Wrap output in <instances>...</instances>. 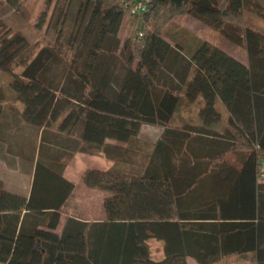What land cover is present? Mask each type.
Returning a JSON list of instances; mask_svg holds the SVG:
<instances>
[{
  "label": "trees",
  "instance_id": "16d2710c",
  "mask_svg": "<svg viewBox=\"0 0 264 264\" xmlns=\"http://www.w3.org/2000/svg\"><path fill=\"white\" fill-rule=\"evenodd\" d=\"M21 1L6 6L18 10ZM76 1L74 30L65 37L59 28L41 47L0 20V71L10 74L32 135L8 144L31 166V181L28 195L0 181V263L187 264L191 254L213 264L238 253L264 264V31L243 21L244 0H150L142 13H131L129 0ZM185 14L242 39L247 62L206 40L191 53L171 44L162 28ZM124 17L136 39L121 43ZM182 98L198 106L199 123L173 127ZM2 101L0 89V135ZM144 124L163 131L138 144ZM76 152L112 161L82 174L86 186L113 193L105 204L112 218L68 216L58 233L74 188L63 171ZM152 182L169 184L176 218L152 216ZM208 185L216 200L201 203ZM150 238L164 241L163 258L151 257Z\"/></svg>",
  "mask_w": 264,
  "mask_h": 264
},
{
  "label": "rangeland",
  "instance_id": "374dc122",
  "mask_svg": "<svg viewBox=\"0 0 264 264\" xmlns=\"http://www.w3.org/2000/svg\"><path fill=\"white\" fill-rule=\"evenodd\" d=\"M77 9L78 3L76 0H72L70 4L68 0H22L18 10L10 9L6 6V0H0V20L5 23L7 28L26 35L32 41H37L38 46L41 47L53 41L59 28L62 29L65 37L69 35L71 29L74 30ZM262 11H264V0H244L243 21L248 26L264 31ZM58 12L60 19L56 24L55 18ZM226 30L227 32L231 31V27ZM135 31L136 27L131 26L127 17H124L118 31L121 43L126 38L135 40ZM161 34L171 44L180 45L187 53L192 52L199 40H206L238 60L247 62L244 41L225 35L206 19H200L189 14L176 16L164 24ZM14 70L19 71L20 67H14ZM9 83L10 74L7 71H0V89L3 92L4 102L11 111H18L21 104L16 99L15 91ZM217 106L219 105L217 104ZM197 107L196 104H191L185 98H182L171 122L181 124L186 121L195 122L199 120ZM159 130L158 125L144 124L140 133V137L143 139H138L140 141L137 143L147 144L149 143L147 141H153ZM77 157H73L69 161L63 172L75 183L74 192L70 202L65 205L64 211L87 218L96 217L94 211H96L97 204L100 202L101 192L104 191L98 188H93V190L84 188L81 186L82 183L79 182V175H82L88 169L104 170L108 167L110 160L103 155L84 153H79ZM227 159L233 160L235 163L232 154H228ZM11 162L13 164V161ZM29 174V169L25 167L20 169L19 164H17V168H7L3 163H0V181L6 187L27 189ZM84 186L92 188L85 184ZM149 197L151 198L152 194ZM217 264H255V262L252 255L246 254L223 257L217 261Z\"/></svg>",
  "mask_w": 264,
  "mask_h": 264
},
{
  "label": "crops",
  "instance_id": "0c3cea01",
  "mask_svg": "<svg viewBox=\"0 0 264 264\" xmlns=\"http://www.w3.org/2000/svg\"><path fill=\"white\" fill-rule=\"evenodd\" d=\"M241 62L245 63V61H241ZM217 104L219 105L218 108L221 110V112H223L224 117H226L227 116L226 108L221 104V102L219 100H217ZM2 105H3V114L1 116L2 135H0L1 136V138H0V163H3V165H5L7 168H9V167L17 168V164H19L20 169H23L25 167V168L29 169V172H30L29 183H28L27 189L24 190V189H21L18 187H12V188L11 187L9 188L6 186H4V187L6 189H8L9 191H12L14 193H18V194H22V195H28L29 187H30V181H31V166L26 164L25 158H23V157L20 158L18 156H15V155H13V153L11 155L10 154L11 152L8 151V144H11L12 142L14 143L13 140H17V141L19 140L21 142L22 140H24L26 138H31V136H32L30 134L31 127L24 124L22 121H20V119L17 115V112L20 111L21 107L19 108L18 111L17 110L11 111L9 109V107L6 105V103L4 102V96H3ZM197 123H199V120H197L195 122L186 121V122H183L181 124H175V123L171 122V125L173 127H178L182 124H197ZM215 126L219 129H221V128H223V122L222 121L218 122ZM159 127H160V130H159L157 136L153 139V141L157 140L163 131V127H161V126H159ZM141 129H142V127H141ZM26 131L28 133H26ZM140 133H141V130H140ZM12 152H14V151H12ZM79 153H81V152H76L73 155V157H77ZM228 154H230V153H227V155ZM227 155H226V157H227ZM11 161H13V164H11L12 163ZM230 162L234 163L233 160H231ZM111 163H112V161L110 160L109 165ZM236 165H238V164L236 163ZM67 166H68V164L66 165V167ZM66 167H65V169H66ZM63 175L73 182V180L71 178H69L68 176H66L64 173H63ZM79 176H80L79 182L82 183L81 186H83L86 189H92L93 190V188L85 187L83 184V181H82V175H79ZM258 180L262 181V180H264V177H259ZM151 186L153 188L152 196H153V201H154V205H152V208H153L152 209V216L153 217H166L167 216V217H170V219L176 218V210H175L176 208H175L174 202L172 200V197L170 195L169 184L168 183L152 182ZM74 187H75V185H74ZM103 191L104 192H101L102 194H101L100 202H99V204H97L96 211H94V212H96L97 216L87 218V217H82V216L75 215L73 213H68L67 211L66 212L64 211L65 205H67L70 202L71 196L74 192V189H73L71 194L69 195V197L66 199V201L64 202V204L60 208V219H59V224L56 228V232L59 233L61 231V229L65 223V220L68 216H74L78 219L87 220V221H94V220L103 221V220L111 219L112 217L108 216V214H107L105 204L108 200L112 199L113 193L110 191H107V190H103ZM200 191H201L200 193H202L201 198H203L200 200L201 203L206 202V204H210L211 202L216 200V196H217L218 192L215 189V187L208 185V186H206V188H201ZM208 191H210V193H212L213 195L208 196V197H204L203 193H208ZM186 201L187 202H186L185 207L191 206L190 205L191 200L187 199ZM122 219H130V217H125ZM147 243L149 246L151 257L153 259L158 260V259L163 258V256H164V241L162 239L150 238L147 240ZM250 255H252V254H250ZM227 256H230V257L231 256H240V254L232 253V254L227 255ZM227 256H225V257H227ZM186 261H187V264H199L191 254H188L186 256ZM213 264H217V262L213 263Z\"/></svg>",
  "mask_w": 264,
  "mask_h": 264
},
{
  "label": "built area",
  "instance_id": "2783aa9c",
  "mask_svg": "<svg viewBox=\"0 0 264 264\" xmlns=\"http://www.w3.org/2000/svg\"><path fill=\"white\" fill-rule=\"evenodd\" d=\"M150 0H129L125 1L124 5L129 7L131 13H142L147 10ZM143 32H138V37H141ZM261 172H264V167H261Z\"/></svg>",
  "mask_w": 264,
  "mask_h": 264
}]
</instances>
